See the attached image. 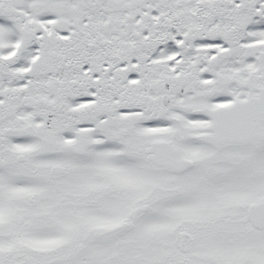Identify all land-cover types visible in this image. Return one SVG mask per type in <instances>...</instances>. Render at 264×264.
<instances>
[{
    "label": "snow or ice",
    "instance_id": "obj_1",
    "mask_svg": "<svg viewBox=\"0 0 264 264\" xmlns=\"http://www.w3.org/2000/svg\"><path fill=\"white\" fill-rule=\"evenodd\" d=\"M0 264H264V0H0Z\"/></svg>",
    "mask_w": 264,
    "mask_h": 264
}]
</instances>
